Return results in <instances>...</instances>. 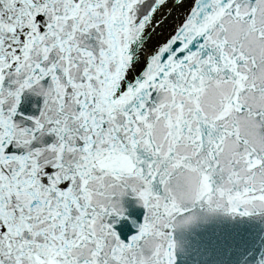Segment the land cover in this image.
I'll list each match as a JSON object with an SVG mask.
<instances>
[{
    "label": "snow or ice",
    "instance_id": "snow-or-ice-1",
    "mask_svg": "<svg viewBox=\"0 0 264 264\" xmlns=\"http://www.w3.org/2000/svg\"><path fill=\"white\" fill-rule=\"evenodd\" d=\"M0 264H264V0H0Z\"/></svg>",
    "mask_w": 264,
    "mask_h": 264
}]
</instances>
